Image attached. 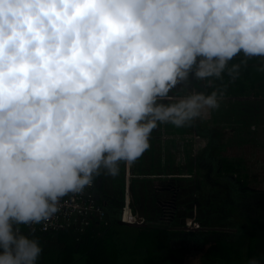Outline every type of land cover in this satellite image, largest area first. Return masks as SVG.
I'll use <instances>...</instances> for the list:
<instances>
[{
    "label": "clouds",
    "instance_id": "1",
    "mask_svg": "<svg viewBox=\"0 0 264 264\" xmlns=\"http://www.w3.org/2000/svg\"><path fill=\"white\" fill-rule=\"evenodd\" d=\"M251 58L264 72V0H0V264H40L35 226L63 198L119 175L161 123L206 118L221 93L192 81Z\"/></svg>",
    "mask_w": 264,
    "mask_h": 264
},
{
    "label": "crops",
    "instance_id": "2",
    "mask_svg": "<svg viewBox=\"0 0 264 264\" xmlns=\"http://www.w3.org/2000/svg\"><path fill=\"white\" fill-rule=\"evenodd\" d=\"M242 59V55L238 56L234 58L232 63H240ZM255 59L257 58H251V60ZM259 64L260 60H258V62L256 61L254 68H258ZM251 66H253L252 63H247L246 65L242 64L241 69ZM241 75L242 73L239 72V75L236 78L238 79L239 83H237L236 79L229 77V82L226 83L225 86L224 84L222 86L224 89H213L219 90L221 93L219 98L220 107L218 109L211 110L207 115L208 119L205 118V121H200L198 119L191 125L185 126L183 128H176L171 124L161 123L158 128L154 130L150 138L149 150L146 151V153L141 158L131 164L120 162V172L119 175L115 177L106 175L103 172L101 175L95 177V188L98 192V195L100 194L98 198H103V200H106L104 203H102L106 209L108 208L107 201H109L110 198H113L114 196L119 198L122 197V194L126 188L125 183L128 179L127 183L129 184V197L132 202L133 211L145 218V225L137 227L128 226V224L123 225L120 223L119 219L117 224H110L109 220L106 222L96 221L92 225L91 229L87 230L84 234H76L71 231L46 234L34 233V236L40 239L43 246V254L40 260L42 264H45L43 261L47 259L44 256L46 253L52 254L50 257H53L54 261H59L60 264H66L72 258L70 255H68L67 248V244L71 241L73 243H77L81 242L83 239H91L95 242L96 246H102V250L104 251L103 242L109 237L120 239L121 237L136 235L139 239H145L151 236L152 233L154 234L156 229L160 228L167 229V231L170 233L172 251L166 252V256L164 257L159 253V251L150 247L149 243L151 241L145 239V243H140V246L135 245V243L132 245V250L142 255L138 257V259L147 261V259H149L148 253L154 252L156 253V260L159 261L156 262V264H162V260L167 262V264H170L169 258L171 255L175 254L178 256V254L185 253L187 256H192V264H198L197 262L199 258L197 255H195L197 253L194 252L193 247V242L197 240L204 242V244H208V240L210 242L220 240L228 244V246L226 245L228 247V253L225 256H219L216 257V259L215 257L208 259L205 261V264H220L221 260L224 261V259L231 258L230 252L233 251L232 244L234 247H237V249L245 246L246 251H244V256L242 258L245 262L251 258L259 259V257H256L257 253L261 250L264 252V236H262L264 234V231H262V228L264 227V207L254 209L256 212L255 215L241 217L237 216V213H234L233 217L231 215L229 216V219L227 218V220H223L224 222L221 228H219V226L216 228H210L221 229L210 230L212 232L216 231L217 233L207 234L210 231H206L203 232L205 235L200 236L199 233L196 232H186L187 230L189 231L191 229V221L193 219L196 220V217L198 218L200 215L197 214L196 216L195 214V216H192L193 211L196 210H193V207H186L183 204V200L180 198L183 194L185 186L192 184V178H196V176L197 178L199 177V172L201 171L199 168H197V165L200 161L209 156L207 149L210 152L216 144H220L218 139H221L223 135L221 134L222 132L218 131L217 129L221 125L223 128L225 127L223 130L225 133H233L234 131L236 133H233L234 136H240V138L237 136V139L233 138L231 141H228L229 143H225L226 145L222 146V148L225 149L232 148L231 156L227 157L228 160L233 159L232 154L235 153V149L241 153V149H243L245 146L242 145V142L246 141L248 138L247 137L244 139V137L247 135L246 132L249 130L253 131L252 127L255 128L254 132H256V125L259 122L257 120H259L258 117L260 116L258 114L259 111H257L259 108L253 110L251 107L252 104H256V101H264V80H259L260 82L254 84L253 86V84L248 82ZM255 76L257 77V74ZM213 83H216V80H213ZM205 84L206 82H196L195 80L192 81V87L199 91H204V89L211 88L205 87ZM234 84H239L240 87L237 89L241 88L240 91H235L237 89ZM231 89H233L232 92ZM183 94L184 93L181 92V95ZM248 110L250 113L248 112V120H245V123L247 124L251 120V126L250 124L244 126V123L241 125L235 123L232 124L231 122L233 121H230V123L228 122V125L220 124V126L218 122L215 123V115L218 111H223V115L226 116L230 115L232 111L240 112ZM262 111H264V109H261L260 112ZM242 118L243 117H241V119ZM227 126H229V128H227ZM237 141L240 142V144ZM186 147L190 151L184 155L181 153V151ZM202 153H204L203 156L201 155ZM181 155L185 156L187 163H184L185 161L182 160ZM188 163H190L193 168L191 171L184 172V166ZM196 169L199 172H197ZM139 175L142 176L144 180L141 182L143 191L138 194L134 184L136 181H133L132 179L138 178L136 176ZM173 181H175V183ZM170 183L180 186V196H178L177 200H175V203L172 202L171 192L167 193L168 190L160 192L162 189H168ZM148 189H150V193H147L146 190ZM201 211H203V209L199 210V213H201ZM205 221L206 220L204 219L203 222ZM113 227L117 229H113ZM24 231L28 232L26 229ZM254 238L258 241V247L256 248L254 255H252L248 245L249 243H252L251 239ZM183 243H186V245ZM150 250H152V252ZM80 257L81 255L76 252L74 258H77L79 261L84 260L85 264H87L86 260L84 259L85 256L82 258ZM233 258L236 259V254L233 256Z\"/></svg>",
    "mask_w": 264,
    "mask_h": 264
},
{
    "label": "rangeland",
    "instance_id": "3",
    "mask_svg": "<svg viewBox=\"0 0 264 264\" xmlns=\"http://www.w3.org/2000/svg\"><path fill=\"white\" fill-rule=\"evenodd\" d=\"M223 111H218L215 115V123L218 122L219 126L220 124H226L228 125L230 121L232 124H242L243 121L248 120L247 115H249L250 111H232L230 115H223ZM249 112V113H248ZM240 113V114H239ZM260 115L258 117L259 121L256 125V132L254 131H247L248 138L246 141L242 142V145L244 146L243 149H241L242 158L235 157L234 161L239 165L238 170L236 171V174L233 175L234 178H239L242 183L245 184L244 187L240 188L234 186L231 184V187L234 188V191L231 193V190L229 189L228 182L225 180H228L230 177L226 175V173L220 174V178L214 176V173L220 172L223 169V158L221 151L225 150V148H222V146L226 145L225 143H229L228 141H231L233 138L237 139V136L240 138L239 135L234 136L233 131L230 133H225L223 130V126L219 127L217 130L221 131L223 137L221 139L219 138L218 141L220 144L216 145L215 148H213L210 152L207 149V153L210 156H207V158L203 159L198 163L199 172L197 169L196 171L199 172V177L192 178V184H188L185 186L183 190V194L181 195V199L183 200V204L191 208L193 207V210L195 209V214L197 216L200 215V218H204L206 221L208 219H219L221 217V224L219 225V228L222 227L223 220L229 219V216L234 215V213H229L228 208L226 206L237 204V206H249L251 204H259L261 198H264V192H256V189H258L261 185L264 186V111L258 112ZM240 115V116H239ZM241 117H243L241 119ZM252 117V116H251ZM206 119H208V116H206ZM205 118L199 119L200 121H205ZM237 121V122H234ZM229 122V123H228ZM247 124H252V121L248 122ZM244 123V125H247ZM249 126V127H250ZM229 128V126H227ZM238 128V126H237ZM233 129V128H231ZM230 129V130H231ZM236 134V133H235ZM259 140H258V138ZM238 142V141H237ZM240 144V142H238ZM251 147L250 152H247L244 148L245 147ZM190 150L187 149V147L181 151L184 155L187 154ZM250 154V155H247ZM202 156L204 153L201 154ZM213 156V157H212ZM182 160L185 161L184 163H187V160H185V156L181 155ZM212 157V158H210ZM190 163L185 164V170L184 172L191 171L193 166ZM217 168L215 169V167ZM219 176V175H218ZM138 178H133V181H136L134 184L136 186L137 193H141L142 190V184L141 182L144 180L142 176H136ZM225 180H224V179ZM131 181V180H130ZM187 181V180H186ZM185 181V182H186ZM127 183V180H126ZM125 183V185H126ZM132 183V182H131ZM243 189V190H242ZM147 193H150V189L146 190ZM133 192V188H132ZM258 198V199H257ZM264 199H261V203H263ZM203 209V212L199 213V210ZM194 212V211H193ZM187 213V212H186ZM194 214V213H193ZM238 216L241 215V217H245L248 215H255L256 213H244L238 212ZM223 215L224 218L223 219ZM195 221V220H193ZM192 222V221H191ZM194 223V222H193ZM198 223V222H197ZM191 224V223H190ZM193 228V229H192ZM189 231L195 232V227H192ZM203 228H211L209 225H200L198 229ZM262 228V227H261ZM113 229H117L113 227ZM262 231H264V227L262 228ZM264 236V234L262 235ZM145 239H149L145 238ZM145 239L141 238L139 239L136 235L128 236V237H121L120 239L109 237L103 242V248L105 251H107V255L112 258L113 262L115 264H154V258H156V255L152 250H150L152 253H148L149 259L147 261H144L142 259H138V257L142 256L138 254V252L132 250V245L135 243V245L140 246V243H145ZM253 239H251L252 241ZM150 241V240H149ZM138 243V244H137ZM253 243V244H252ZM252 243H249L252 246V249L257 248L258 241L255 239L252 241ZM150 244V243H149ZM148 244V245H149ZM233 247V251L230 252L231 258L224 259V261H220V264H247L242 258L245 250V246L240 247L237 249V247ZM262 248V247H261ZM131 250V251H130ZM239 251V252H236ZM236 254V259L233 258V256ZM52 254L46 253L44 256L47 258L43 261L45 264H60L59 261H54L53 257H50ZM256 257H264V252L261 250L257 253ZM162 264H167L165 261H161ZM76 264H85L84 260H81L77 262Z\"/></svg>",
    "mask_w": 264,
    "mask_h": 264
},
{
    "label": "trees",
    "instance_id": "4",
    "mask_svg": "<svg viewBox=\"0 0 264 264\" xmlns=\"http://www.w3.org/2000/svg\"><path fill=\"white\" fill-rule=\"evenodd\" d=\"M257 59H255V60L248 59L247 63H252L253 66L248 67V68L240 69V72L242 73L241 76H243L244 79H246L248 82L253 84V86L256 83H259L261 80H264V72L259 71L258 68H254L255 62L256 61L258 62V60H259V59L258 60ZM256 74H257V77L255 76ZM262 74H263V76H262ZM236 81H237V83H239L238 79H236ZM228 82H229V76L225 75L223 79L216 80V83H213V87H211L210 89H204V91L210 93L215 88H218L219 90H222V89H224V87H222L223 84L225 86L226 83H228ZM234 86L236 87V89L238 87H240L239 84H234ZM240 89H237V90L234 89V90L235 91H240ZM232 90L233 89H231V92H232ZM263 91H264V87H263ZM254 101H256V100H254ZM251 108L253 110L259 108V109H257V111H261V109H264V101L263 102L256 101V104H252ZM243 122L245 123V121H243ZM247 137H248V135H246L244 137V139H246ZM216 145L213 148H215ZM244 149L247 152H250L251 147L247 146ZM231 150H232V148H228V149H225V151H223V150L221 151V153L223 155L222 156V158H223V164H222L223 169L220 172L214 173V176L217 177L218 179H222V178H220V174L222 175V173H226V175L228 177H230V178L228 180H225L224 178L223 179L228 182V185L230 186L229 189L231 190V193H232L234 191V188L231 187V184H233L236 187H239L240 190H241L242 187L245 186V184L242 183L239 178H234L233 177V175L236 174V171L238 170V167H239V165L236 163V161H234L235 160L234 158L235 157H237V158L239 157L241 159L242 158V153H239V151L237 149H235L234 150L235 153L232 154L233 159L228 160L227 157L231 156ZM247 155H250V154H247ZM212 157H210V158H212ZM216 168H217V166L215 167V169ZM173 182L175 183V181H173ZM179 189H180L179 185L170 183L168 189H165V190L162 189L161 191L160 190L159 191L160 192H164V191L168 190L167 193L171 192L172 202L175 203V200H177L178 196H180L179 195L180 194L179 193ZM95 191H96V194H97V197H98L100 194L98 195V192H97L96 188H95ZM125 191H126V188H125L124 193L122 194L121 198L116 197V196H114L113 198H110L109 201H107L108 202L107 203L108 204V208L107 209L102 204L106 200H103V198L102 199L98 198L99 204L101 206H103L105 208L106 212H107V219L109 220L110 224H117V222L120 219L122 208L124 207V202H125ZM256 192H264V186L261 185L258 189H256ZM261 199H264V198H261ZM261 199H260V202H258L259 204H251V205L246 206V207L237 206V204L226 206L228 208L227 212H229L230 214L231 213H237V216L239 215L238 214L239 211H242L244 213H256L254 211V209L264 207V202L261 203ZM242 212H240V214ZM237 216H234V217H237ZM232 217H233V215H232ZM223 219H225L224 215H223ZM193 220H192V222L190 224L191 228L194 227L193 224H197L198 227L200 225L201 226L202 225H209V227H211V228H216L217 226H219L222 223L221 222V217L219 219L215 218L213 220L212 219H208L205 222H203L204 219H202L200 217H198L195 221H193ZM186 232H190L191 233L192 231H186ZM203 232H206V231H200V232H196V233H199L200 236H203V235H205V233H203ZM193 233H195V232H193ZM210 233L214 234V233H217V232L216 231L215 232L210 231L207 234H210ZM148 240L151 241L150 242V247L152 249H156L157 251H159V253L161 255H163L164 257L166 256L165 255L166 252L172 251L171 236H170V233L167 231V229H162V228L156 229L154 231V234L152 233V235L149 236ZM253 240H255V238ZM183 244L186 245V243H183ZM193 245H194L193 246L194 247V252L197 253L195 255H197L198 258H199L198 262H197L198 264H205V261L208 260V259H211V258H214V257L216 259V257H219V256L222 257V256H225L228 253V247H227L228 244L224 243V242H222L220 240H216L214 242L213 241L210 242L208 240V244L207 243L204 244V242H202L200 240H197V241L193 242ZM248 246H249V250L251 251V254L254 255V253L256 251V248H254V250H253L252 246L250 244ZM256 247H258V245ZM67 248H68V255H70L72 258L66 264H76L79 261L77 258H74L76 252H78V254L81 255L80 258L85 256L84 259L86 260L87 264H115L113 262L112 258L109 257V255H107V251H105V250L103 251L102 250V246H96L95 242L93 240H91V239L90 240L83 239L81 242H77V243L76 242L73 243L71 241V242H69L67 244ZM203 258H205V259H203ZM156 262H159V261L156 260V258H154V262L153 263L156 264ZM169 263L170 264H192V256H190V255L187 256L185 253L184 254H178V256L173 254L169 258ZM40 264H42L41 261H40Z\"/></svg>",
    "mask_w": 264,
    "mask_h": 264
},
{
    "label": "built area",
    "instance_id": "5",
    "mask_svg": "<svg viewBox=\"0 0 264 264\" xmlns=\"http://www.w3.org/2000/svg\"><path fill=\"white\" fill-rule=\"evenodd\" d=\"M96 221L106 222L108 219L105 208L98 202L94 182L91 187H87L83 192L69 194L68 197L63 198L61 212L46 226H35L34 233L46 234L71 231L76 234H84L91 229ZM120 221L129 225L143 226L146 224L145 218L133 211L128 183H126L125 202ZM193 226L194 229H198L197 224H193ZM25 229L29 231V229L22 226V230Z\"/></svg>",
    "mask_w": 264,
    "mask_h": 264
},
{
    "label": "water",
    "instance_id": "6",
    "mask_svg": "<svg viewBox=\"0 0 264 264\" xmlns=\"http://www.w3.org/2000/svg\"><path fill=\"white\" fill-rule=\"evenodd\" d=\"M121 224L123 225H127L126 223H123L120 221ZM128 226H132V227H137V226H140V225H129ZM210 230H221V229H210V228H203V229H195V232H200V231H210Z\"/></svg>",
    "mask_w": 264,
    "mask_h": 264
},
{
    "label": "flooded vegetation",
    "instance_id": "7",
    "mask_svg": "<svg viewBox=\"0 0 264 264\" xmlns=\"http://www.w3.org/2000/svg\"><path fill=\"white\" fill-rule=\"evenodd\" d=\"M201 212H203V211H201ZM194 214L192 215V216H195V211L193 212ZM196 219H197V217H196ZM188 231V230H187Z\"/></svg>",
    "mask_w": 264,
    "mask_h": 264
}]
</instances>
